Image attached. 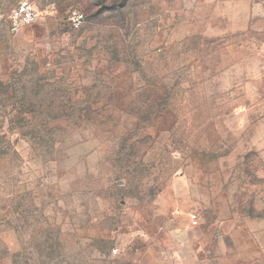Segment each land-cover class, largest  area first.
Wrapping results in <instances>:
<instances>
[{"label": "rangeland", "instance_id": "374dc122", "mask_svg": "<svg viewBox=\"0 0 264 264\" xmlns=\"http://www.w3.org/2000/svg\"><path fill=\"white\" fill-rule=\"evenodd\" d=\"M19 2L0 264H264V0Z\"/></svg>", "mask_w": 264, "mask_h": 264}, {"label": "built area", "instance_id": "2783aa9c", "mask_svg": "<svg viewBox=\"0 0 264 264\" xmlns=\"http://www.w3.org/2000/svg\"><path fill=\"white\" fill-rule=\"evenodd\" d=\"M38 19V11L34 0H20L10 15V29L13 33L31 26ZM85 21V16L80 11L74 10L68 16V23L74 29H80ZM194 225H197V216H192Z\"/></svg>", "mask_w": 264, "mask_h": 264}, {"label": "crops", "instance_id": "0c3cea01", "mask_svg": "<svg viewBox=\"0 0 264 264\" xmlns=\"http://www.w3.org/2000/svg\"><path fill=\"white\" fill-rule=\"evenodd\" d=\"M225 253H233V252H231V251L227 252V250H226ZM258 253H259V255H262L263 252L261 250H259ZM259 264H262V263H259Z\"/></svg>", "mask_w": 264, "mask_h": 264}]
</instances>
